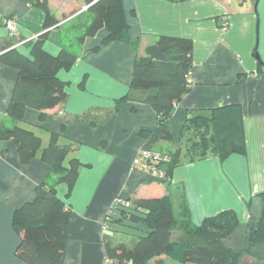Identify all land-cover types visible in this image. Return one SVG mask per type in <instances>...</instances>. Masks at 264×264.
Instances as JSON below:
<instances>
[{
	"label": "crops",
	"instance_id": "1",
	"mask_svg": "<svg viewBox=\"0 0 264 264\" xmlns=\"http://www.w3.org/2000/svg\"><path fill=\"white\" fill-rule=\"evenodd\" d=\"M95 1L49 0L57 23L47 29L43 46L53 54L67 48L78 59L58 73L67 83L66 100L43 112L28 108L18 122L39 135L43 146L53 139L70 146L66 163L73 158L81 163L78 180L68 193L67 185L57 184V178L49 175L39 155L24 163L13 139L0 140V264H27L17 255L21 235L13 216L35 198L37 186L44 181L57 186L72 211L64 264H106L107 242L113 244V233L133 234V244H127L133 246L148 232L143 222L129 219L132 207L107 220L118 196L133 205L137 199L169 196L176 215L183 218L188 209L186 215L194 225L232 209L246 225L251 202H259L264 192V0H123L129 40L109 43H103L106 29L79 39ZM10 15L18 18L15 36L3 22ZM46 17L35 1L0 0V55L18 48L30 56L31 44L21 42L46 31ZM162 35L192 39L193 67L190 89L167 120L171 139L151 147L185 152L191 133L183 137L182 132L189 118L239 104L247 151L224 159L210 154L184 161L172 170L169 182L149 183L133 170L132 162L147 146L143 131L156 129L160 120L151 105L122 98L130 90L136 59ZM18 73L0 59V123H9L8 107ZM180 234L176 231L174 237ZM163 258L165 264L172 259Z\"/></svg>",
	"mask_w": 264,
	"mask_h": 264
},
{
	"label": "trees",
	"instance_id": "2",
	"mask_svg": "<svg viewBox=\"0 0 264 264\" xmlns=\"http://www.w3.org/2000/svg\"><path fill=\"white\" fill-rule=\"evenodd\" d=\"M32 1L47 14L44 23L46 31L35 42L25 43L32 46L30 56L18 48L0 55L5 64L19 70L8 107L9 123H0V140L13 139L24 163L39 155L47 164L49 175L57 178V184L67 185L70 193L78 180L81 166L76 158L70 159L67 165L70 146L58 144L54 139L43 146L39 135L18 123L28 108L43 112L66 100L67 83L59 78L58 73L69 69L78 59V55L67 48H62L57 54L44 48L47 29L57 21L50 12L49 0ZM88 14L90 20L80 40L95 36L102 29L107 30L103 43L129 40V22L123 0H96L89 6ZM192 67L193 41L187 37L162 35L146 47L144 55L136 59L130 90L122 99L147 103L157 112L160 120L158 127L143 131L148 140L145 147L153 148V143L171 139L167 120L190 89ZM188 133L191 137L185 152L181 148L169 152L160 149L171 156L166 166L169 179L172 170L184 161L193 162L210 154L224 159L247 151L239 104L216 107L209 115L189 118L183 127V137ZM148 179L149 183L170 181ZM259 198L262 201L260 215L256 223L248 227L245 241L253 250L264 247V192L259 194ZM131 209L133 211L123 213L129 214L132 221L143 222L148 232L139 236L133 246L107 242V253L118 264H165L163 256L183 264H239L244 255L245 248L227 243V240L236 237L242 227L238 214L232 209L206 217L200 225L191 222L186 215L187 208L185 216L179 218L169 196L137 199ZM71 215L72 211L59 196L56 185L46 181L39 184L35 198L14 212L13 225L21 235L17 255L27 264H64ZM179 230L181 234L175 238Z\"/></svg>",
	"mask_w": 264,
	"mask_h": 264
},
{
	"label": "built area",
	"instance_id": "3",
	"mask_svg": "<svg viewBox=\"0 0 264 264\" xmlns=\"http://www.w3.org/2000/svg\"><path fill=\"white\" fill-rule=\"evenodd\" d=\"M4 24L9 30L10 34L15 36L18 33V18L16 15H10L4 18ZM39 35L32 36L22 40V44L28 41H32L38 38ZM189 82L191 83L190 77ZM171 156L168 153L162 152L158 149L142 147L139 149L136 157L132 162V168L145 175L147 178L155 180H171L167 173V164L170 162ZM133 206V202L129 199H125L118 196L114 199L112 206L109 210L107 220L111 215L123 209H130ZM104 228H106V222H104ZM104 261L106 264H114L115 259L108 253L105 255Z\"/></svg>",
	"mask_w": 264,
	"mask_h": 264
},
{
	"label": "rangeland",
	"instance_id": "4",
	"mask_svg": "<svg viewBox=\"0 0 264 264\" xmlns=\"http://www.w3.org/2000/svg\"><path fill=\"white\" fill-rule=\"evenodd\" d=\"M250 217L249 220L246 222V225H242V228L239 230V232L236 234V237L233 239H229L227 240V243L235 246L236 245H240L242 247H244V245L246 246L247 242L246 241V235L248 232V227L250 225H254L260 215V211L262 208V201L261 199H259V202H251L250 206ZM245 223V222H244ZM110 239L112 240V243L115 245L116 243H126L128 245H132L134 240H135V236L133 234H128L126 232L124 233H113L110 237ZM264 248V247H263ZM153 263V262H151ZM166 264H183V263H178L177 261H174L173 259H168ZM187 264H194V263H187Z\"/></svg>",
	"mask_w": 264,
	"mask_h": 264
},
{
	"label": "flooded vegetation",
	"instance_id": "5",
	"mask_svg": "<svg viewBox=\"0 0 264 264\" xmlns=\"http://www.w3.org/2000/svg\"><path fill=\"white\" fill-rule=\"evenodd\" d=\"M245 252L239 264H264V248L257 249L250 248L249 243L244 245Z\"/></svg>",
	"mask_w": 264,
	"mask_h": 264
}]
</instances>
